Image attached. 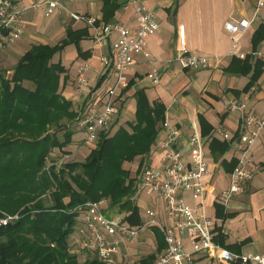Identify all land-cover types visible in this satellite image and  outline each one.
Instances as JSON below:
<instances>
[{
    "label": "crops",
    "instance_id": "1",
    "mask_svg": "<svg viewBox=\"0 0 264 264\" xmlns=\"http://www.w3.org/2000/svg\"><path fill=\"white\" fill-rule=\"evenodd\" d=\"M16 1L19 7L26 8L22 13L25 31L14 44L0 49V70L7 77L11 76L18 58L33 44L60 46L53 53L51 62L60 63L65 69L60 76L59 91L70 101L71 110L75 112L73 119L63 118L61 121L73 130L71 143L65 147L68 152L65 157L83 148L91 150L94 146L83 145V133L73 127V121L83 111L101 109L105 91L115 80L112 67L104 68L101 57L109 53L110 43L117 38V34L114 32L98 43L93 37L95 29L84 21L74 20L69 12L94 16L99 33L100 26L115 22L134 28L136 20L128 0H110L107 5L104 0H59V5L51 13L46 12L44 0ZM139 1L153 12L159 29L146 37L149 59L135 54V63L125 71L127 84L118 93V111L109 122L110 134L119 126L130 130L128 122L135 119V93L138 90H143L150 102L157 101L164 105V119L179 131L175 139L185 163L191 161L188 139L192 132L190 125L195 123L205 139L204 154L208 171L204 175L207 184L204 212L216 225L214 241L232 251L260 253L264 251V172H256L247 182L244 193L230 200L226 207L220 204L217 197L229 185L237 153L233 138L225 140L215 129L220 128L232 136L240 130L241 116L238 112L226 110L227 99H246V109H253L264 118V60L253 55L255 51H264V7L256 9V0ZM105 10L107 14H104ZM242 19H247L249 24L243 33L236 35L238 53L234 54L232 34L226 24ZM180 28L184 44L179 43ZM71 31L76 33L69 34ZM80 32L84 34L77 41L75 36H79ZM182 46L188 52L209 56L208 66L183 68L175 60L178 48ZM80 64L87 65L85 76L89 88L85 96H79L75 87L76 68ZM152 69L160 73V83L157 85H153L147 77ZM249 85L251 87L247 89ZM165 134L166 130L160 125L147 158L137 156L131 162H124L123 166L130 171V175H133L141 160L156 166L162 162L164 151L160 144ZM250 156L254 164L264 167V136L252 145ZM133 188L131 200L138 209L141 223L147 220L144 207L154 204L157 218L165 225L171 224L164 216L160 198L141 192L134 182ZM180 193L186 204H195L189 193ZM119 213L112 216L130 224L126 220L130 211ZM221 230L223 236H219ZM73 235L75 232H72ZM164 249L161 230L149 225L138 238L121 243L117 257L128 264H150ZM190 250L188 237L185 236L183 252ZM181 264L222 263L208 253H194L189 261L182 258Z\"/></svg>",
    "mask_w": 264,
    "mask_h": 264
},
{
    "label": "trees",
    "instance_id": "2",
    "mask_svg": "<svg viewBox=\"0 0 264 264\" xmlns=\"http://www.w3.org/2000/svg\"><path fill=\"white\" fill-rule=\"evenodd\" d=\"M59 48L33 44L18 58L11 76L0 70V216L19 214L0 225V264H102L87 251L79 253L87 256L83 261L68 254L67 238L78 214L74 208L86 202L107 198L120 212L130 211V225L141 224L131 200L133 178L123 163L150 152L165 118L164 105L136 91L130 130L119 126L112 134L101 131L83 160H71L55 171L56 162L47 165V159L55 148L68 153L64 147L71 143L73 130L61 121L75 116L59 91L65 69L51 62ZM60 125L61 137L51 131Z\"/></svg>",
    "mask_w": 264,
    "mask_h": 264
},
{
    "label": "built area",
    "instance_id": "3",
    "mask_svg": "<svg viewBox=\"0 0 264 264\" xmlns=\"http://www.w3.org/2000/svg\"><path fill=\"white\" fill-rule=\"evenodd\" d=\"M43 3L46 12L51 13L59 5V0H44ZM127 3L135 16L136 27L134 28L115 22L100 26L99 33V25H95L94 16L69 12L74 20L84 21L95 29L93 37L98 43L114 32L117 34V38L110 43L109 53L101 57L102 66L112 67L115 73L114 83L105 91L101 109L83 111L73 121V127L83 133V145L86 147H93L98 141L99 133L109 127L112 116L118 111L116 105L118 93L127 84L125 71L135 63V54H141L149 59L146 37L159 29L155 15L144 3L139 0H128ZM261 7H264V0H256L255 8ZM24 10L26 8L19 7L16 0H0V49L14 44L23 35L25 22L22 19V13ZM248 24L247 19L227 22L226 28L232 34V53H238L236 35L243 33ZM178 39L180 44H184L181 28ZM253 55L264 60V51H255ZM175 60L183 68H204L208 66L209 56L188 52L182 46L178 48ZM86 70V64H80L76 68L75 87L79 96H85L89 88L85 76ZM147 77L153 85L160 83V73L157 69L148 72ZM94 101L96 102V97ZM225 108L229 112H238L241 116V124L235 136L220 128L215 129V132L223 139L233 138L237 153L235 166L230 173L229 185L217 197V201L224 207L234 197L244 193L247 182L256 172H264V167L254 164L250 156L252 145L264 136V118L253 109H246V99L240 101L227 99ZM161 126L166 130L160 144V148L164 151L163 160L157 166L149 162L142 165L137 188L145 194H155L161 199L164 216L171 221V224L165 225L157 218L154 204L144 207L147 220L139 226H132L120 218L108 216L103 201L86 202L74 208L78 214L73 229L75 236H72L70 242L71 253L87 251L95 254L102 264H128L117 257L120 244L138 238L146 226L153 225L161 230L165 249L150 264H181L182 258L189 261L194 253H208L222 264L231 262L264 264V251L241 253L229 250L214 241L216 225L204 212V197L207 191L204 175L208 171L204 154L205 139L197 125L195 123L190 125L192 131L188 139L191 147L190 163L183 162L182 152L175 139L179 131L176 128L173 129L166 119ZM180 192L189 193L195 204H186ZM18 218V213H3L0 216V225H7ZM220 233L223 235V230ZM185 236L188 237L191 246L188 252H183Z\"/></svg>",
    "mask_w": 264,
    "mask_h": 264
},
{
    "label": "rangeland",
    "instance_id": "4",
    "mask_svg": "<svg viewBox=\"0 0 264 264\" xmlns=\"http://www.w3.org/2000/svg\"><path fill=\"white\" fill-rule=\"evenodd\" d=\"M91 72L92 71H90V73H89V75L91 74ZM93 82V81H92ZM25 85H27V86H29L30 84L28 83V82H25L24 83ZM109 127H110V125H109ZM107 128V130H109L110 128ZM51 131H54V132H56L57 133V135L58 136H60L61 137V135H62V132H63V126H53V128L51 129ZM111 132V131H110ZM97 144V143H96ZM96 144L94 145V147L96 146ZM54 150V149H53ZM52 150V152L50 153V155H49V157H48V159H47V165H50L51 164V162H56V167H55V171H58L57 169H59L61 166H63L66 162H69V161H71V160H83V158L89 153V149L88 148H83V149H81L80 151H77V152H75L74 154H71V155H69L68 157H65V154L63 153V149L62 150H59V149H57V148H55V151H53ZM64 150H65V147H64ZM145 156V157H144ZM147 156H148V154H145V155H143V156H141V157H144V158H147ZM142 159V158H141ZM60 162V163H59ZM125 162H127V161H125ZM131 162V161H130ZM144 164V162L141 160V162H140V164L137 166V167H135V170H134V172H133V175H130L131 176V178H133V182H134V184L137 186V184H138V178H139V175H140V172H141V167H142V165ZM123 165H124V163H123ZM128 167H130L131 168V166H129L128 165ZM44 170H46L48 173H50V169H48V167H45V169ZM130 172V171H129ZM101 181V180H100ZM101 201H104L105 202V204L106 205H104V203H103V206L105 207V209H106V211H107V215L108 216H115V215H118V214H120L119 213V207L118 206H112V205H109V202H108V200H107V198L106 199H101ZM73 232V231H72ZM72 232L70 233V235L68 236V238H67V241H68V254L69 255H74V256H76L77 257V259L79 260V261H83V260H85V258H87V256L86 257H84V256H81L82 254H73V253H71V251L69 250V248H70V242H71V238H72ZM89 257V256H88ZM89 258H91V256L89 257Z\"/></svg>",
    "mask_w": 264,
    "mask_h": 264
}]
</instances>
